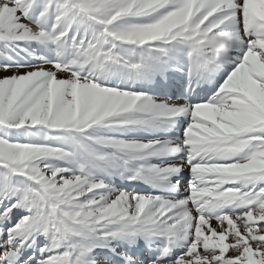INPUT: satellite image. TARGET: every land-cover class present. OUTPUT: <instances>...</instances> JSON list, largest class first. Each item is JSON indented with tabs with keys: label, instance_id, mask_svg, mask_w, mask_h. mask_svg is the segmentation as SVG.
Listing matches in <instances>:
<instances>
[{
	"label": "snow or ice",
	"instance_id": "1",
	"mask_svg": "<svg viewBox=\"0 0 264 264\" xmlns=\"http://www.w3.org/2000/svg\"><path fill=\"white\" fill-rule=\"evenodd\" d=\"M0 264H264V0H0Z\"/></svg>",
	"mask_w": 264,
	"mask_h": 264
}]
</instances>
